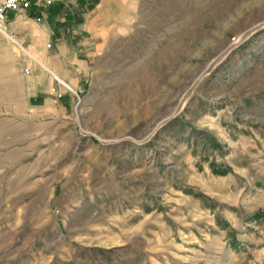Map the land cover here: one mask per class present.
I'll use <instances>...</instances> for the list:
<instances>
[{
	"label": "rangeland",
	"instance_id": "374dc122",
	"mask_svg": "<svg viewBox=\"0 0 264 264\" xmlns=\"http://www.w3.org/2000/svg\"><path fill=\"white\" fill-rule=\"evenodd\" d=\"M95 9L85 66L0 37V264H264V0Z\"/></svg>",
	"mask_w": 264,
	"mask_h": 264
},
{
	"label": "crops",
	"instance_id": "0c3cea01",
	"mask_svg": "<svg viewBox=\"0 0 264 264\" xmlns=\"http://www.w3.org/2000/svg\"><path fill=\"white\" fill-rule=\"evenodd\" d=\"M96 5L97 0H55L44 9L11 12L8 31L18 40H28L30 52L51 53L47 56L49 62L59 56L63 61L85 66L87 60L79 58V48L91 37ZM51 45L53 50L49 51ZM62 77L64 82L60 81L68 87V82H76L69 73Z\"/></svg>",
	"mask_w": 264,
	"mask_h": 264
},
{
	"label": "built area",
	"instance_id": "2783aa9c",
	"mask_svg": "<svg viewBox=\"0 0 264 264\" xmlns=\"http://www.w3.org/2000/svg\"><path fill=\"white\" fill-rule=\"evenodd\" d=\"M55 0H0V34L10 37L17 46L23 47L22 41L17 40L9 34V13L28 11L30 9H44L53 5Z\"/></svg>",
	"mask_w": 264,
	"mask_h": 264
},
{
	"label": "trees",
	"instance_id": "16d2710c",
	"mask_svg": "<svg viewBox=\"0 0 264 264\" xmlns=\"http://www.w3.org/2000/svg\"><path fill=\"white\" fill-rule=\"evenodd\" d=\"M220 173L224 174L225 172H220Z\"/></svg>",
	"mask_w": 264,
	"mask_h": 264
},
{
	"label": "bare ground",
	"instance_id": "6f19581e",
	"mask_svg": "<svg viewBox=\"0 0 264 264\" xmlns=\"http://www.w3.org/2000/svg\"><path fill=\"white\" fill-rule=\"evenodd\" d=\"M61 79V78H60Z\"/></svg>",
	"mask_w": 264,
	"mask_h": 264
}]
</instances>
